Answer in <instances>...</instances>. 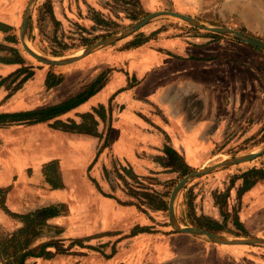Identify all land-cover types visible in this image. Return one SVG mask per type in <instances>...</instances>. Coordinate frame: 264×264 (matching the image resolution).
Wrapping results in <instances>:
<instances>
[{
  "label": "crops",
  "instance_id": "obj_1",
  "mask_svg": "<svg viewBox=\"0 0 264 264\" xmlns=\"http://www.w3.org/2000/svg\"><path fill=\"white\" fill-rule=\"evenodd\" d=\"M28 2L0 0V25L8 28V31L0 28V59H14L13 51H16L25 60V51L20 49V25ZM203 2L169 0V5L176 12L192 15V11L201 9ZM226 43L184 44L185 47L167 52L154 49L147 52L134 51L125 70L128 74H123L121 78L114 72L107 82H102L95 95L70 112H76V118L71 119L76 122H81V115L85 113L93 114L99 123L98 135L64 132L50 126L56 134L67 136L64 144L65 158L57 159L63 186L54 188L48 182L47 172L42 171L46 167L41 166L43 181L37 182L39 184L34 182V189L29 190L30 197L24 196L25 191L17 189H9L6 193L5 183L0 185V191L5 193L7 209L11 213L26 214L41 206L63 203L67 210L61 218L79 221L82 225L80 236L87 237L84 239L91 241L96 237H112L125 230L126 220L132 213L114 195L108 180L101 183L102 170L110 173L115 170V164L120 162L124 168L141 176L149 171L162 170L163 158L171 156L183 158L186 168L199 170L209 167L213 160L211 157L223 151L220 146L229 130V117L226 115L230 109L244 105V90L234 91L231 86L229 88L231 83L236 87L235 71L241 70L232 69L230 77L228 52L218 51L227 47ZM22 68L25 71L20 73ZM27 73H32V76L21 83ZM49 73L50 69L30 71L25 64L0 62V81L6 79V84L11 76L22 77L14 91L7 90L5 84L0 88V115L36 111L68 99L66 93L56 103L42 104L43 107L36 105L40 89L47 90L49 93L44 91L45 95L51 100L52 92L57 87L68 84L69 77H63L59 86L48 89L46 79ZM133 78L136 82H132ZM88 87L84 86L76 94L84 92ZM64 116L61 119L64 120ZM254 168L264 170V166L246 167L239 177ZM73 169L81 172L79 180L73 174ZM239 177L231 197L234 194L238 196L237 203L241 207L237 208L233 224L237 220L247 234L238 231L236 236L264 239V179L239 196L238 191L243 184ZM36 187H41L44 192L38 191ZM57 191H61L59 197L53 195ZM231 197L228 198V205L235 201H231ZM0 210V223L3 226L5 221L12 220L13 231L20 228L21 224L15 223L16 220L1 206ZM203 216L217 218L208 213ZM59 218L50 219L49 224H56L54 220ZM156 238L152 244L115 247L118 252L113 256L110 254L107 263L95 258L92 262L78 260L76 264H264V248L259 246L220 245L175 231ZM139 246L147 252L140 260L128 259L127 255L120 257L122 251L130 253ZM77 247L81 248L82 245ZM51 250L54 252V249ZM71 252L68 251L66 255L74 254ZM75 255L81 256L79 253Z\"/></svg>",
  "mask_w": 264,
  "mask_h": 264
},
{
  "label": "rangeland",
  "instance_id": "obj_2",
  "mask_svg": "<svg viewBox=\"0 0 264 264\" xmlns=\"http://www.w3.org/2000/svg\"><path fill=\"white\" fill-rule=\"evenodd\" d=\"M203 1L201 9L192 11L193 14L188 16L222 25L264 41V0ZM186 2L189 3V1ZM165 10L174 11L172 5H169V0H37L28 24L27 42L32 50L42 56L70 57L127 30L149 14ZM137 40H145V43L133 46ZM199 41L202 45L215 44L220 41L227 42L228 46L218 51L228 52L229 76L233 74L232 69L241 70L235 71L237 83L234 85L237 84L236 87L234 88L231 83L229 88L232 87L234 91L244 90L245 93L244 105L230 109L226 115L229 117V130L220 146L223 151L211 157L213 160L209 165L220 161L228 154L234 156L258 151L264 147V52L257 48L230 37L200 30L176 18L160 17L129 37L94 52L78 63L67 66L45 65L27 55L21 43L20 49L24 52L25 66L30 71L50 69V73L57 76L65 79L69 77L68 84L57 87L58 89L52 92L51 100L45 95V92H49L40 89L36 104L40 107L42 104L60 101L66 93L68 98L73 97L84 86L90 85L99 77H102L103 82H107L111 75L117 72V76L122 78L123 74H128L125 70L128 68V59L132 57L130 55H134V51L147 52L153 49L161 52L176 51L184 44L192 46L200 43ZM19 79L21 80L22 77L11 76L5 84L7 90L14 91ZM134 81L136 82L135 78L132 82ZM116 82L119 83V80ZM10 109H15V107H10ZM75 118L76 112L64 116V120ZM66 139L67 136L56 134L49 123L36 125L25 123L0 127V185L5 183L6 193L9 189H17L25 191L24 196L30 197L29 190L34 189V182L42 183L43 181L40 174L41 166L46 167L42 171L47 172L48 182L54 188L62 187L63 180L60 177L58 161L65 158ZM163 160L162 170L149 171L141 176L135 173L136 178L131 177L128 168H124L120 162L115 164V170L110 173L102 170L101 183H106L108 180L114 195L119 197L121 204L125 203L126 210L132 213L131 217L126 220V228L123 232H117L118 234L112 237H96L79 244L76 242L78 239L83 240L87 237L80 236L79 230L82 225L79 221L74 218H61L66 213L67 209H65L64 213L58 216L60 218L54 220L56 224H49V219L47 227L34 229L31 236V248L39 247L43 243L54 242L57 243L58 249L69 248V251L74 254L56 253V249L51 248L54 249V257L45 260L24 256L25 264H76L78 260L92 262L95 258L102 263H107L109 255L113 256L118 252L115 247L152 244L157 240L156 237L160 238L161 234L174 232L169 224L168 208L158 211L145 206L140 207L143 200L134 198L131 193V191L140 195L145 191L155 193L158 196H164L169 203L174 187L194 169H185L186 164L183 158L171 156ZM251 166H264V155L252 162L232 166V168L192 181L178 198L176 204L178 223L182 226H196L195 218L208 213L224 224L225 229L218 233L237 235L240 230L233 224V217L236 216L237 208H240L241 204L237 203L238 196L234 194L231 197L235 186V184L232 186V181L236 183L242 171ZM184 170L186 173L183 172ZM72 172L79 180L81 172L77 169H73ZM35 189L44 192L41 187ZM53 195L59 197L61 191L54 192ZM230 197L231 201L232 199L235 201L228 205ZM42 207L44 206L37 209ZM12 219L15 218L12 217ZM15 220V223L19 222L21 226L14 231L12 220L5 221L4 226L0 223V264H4V257L7 258L3 256L4 243L9 246L10 237L25 227L24 222ZM21 239L24 240L25 237ZM80 245H82L81 248L77 247ZM9 252H12L11 248L7 253ZM146 253L139 246L130 253L122 251L120 257L124 258L127 255L128 259L140 260ZM9 261L15 263V259L10 258Z\"/></svg>",
  "mask_w": 264,
  "mask_h": 264
},
{
  "label": "trees",
  "instance_id": "obj_3",
  "mask_svg": "<svg viewBox=\"0 0 264 264\" xmlns=\"http://www.w3.org/2000/svg\"><path fill=\"white\" fill-rule=\"evenodd\" d=\"M0 28L8 31V28L2 25H0ZM144 43L145 40L144 41L137 40L133 46H140ZM13 52L15 53L14 59L4 58V59H0V62L5 64L16 63V64L24 65L25 60L21 56H19L16 51ZM24 71L25 69L22 68L19 72L23 73ZM31 76L32 73H27V75L21 80V83L25 82ZM5 80L6 79L0 81V88L4 86ZM62 82H63V77L57 76L54 73H49L46 79V87L48 89L55 88L59 86ZM102 82H103L102 77L101 78L99 77L94 82H92L84 92L76 94L73 97L68 98L63 102L53 106L42 108L36 111L21 112L15 114H2L0 115V127H5L12 124L18 125L24 123L30 125L49 123L53 129L59 131L98 135L97 129L99 123L98 121H96L95 117L91 113H85L81 115L82 118L81 122H76L75 120H70V119L63 120L61 119V117L75 110L78 106L85 103L88 100V98L95 95L96 92H98ZM124 170L127 171V169ZM128 172L131 174V177L136 178L135 177L136 174L131 169H128ZM183 172L186 173V170H184ZM239 179L243 181V184L238 191V195L241 196L246 191L253 188L258 181L264 179V170H258L255 168L251 169L246 173H244L241 177H239ZM234 184L235 182L232 181V186ZM131 193L134 198L143 200V203L140 204V207L145 206L148 209H154L158 211L167 210L168 208V202L164 199L165 198L164 196L161 197L160 195L158 196L155 193H148L147 191H145V193H142L141 195L139 193H136L135 191H131ZM0 197H1L0 199L1 208L11 217L25 223V227L21 228L10 237V240H8L10 242L9 246H6L4 243L5 247L3 251V256L5 255L7 257V258L4 257L5 259L4 264H13L9 261L10 258L15 259L14 264H20L24 256L50 259L54 257L53 252L49 250L50 248H55L57 251L56 253H67L69 251V248L63 250L58 249L57 243L54 242L43 243L39 247L31 248V243H32L31 236L33 234L34 229L47 227L48 226L47 221L49 219L62 215L64 213V210L66 209L63 204H56V205L42 207L28 214L20 215V214L11 213L7 209L5 203V193L3 194V191H0ZM195 222L197 224L196 225L197 227L211 232H220L223 231V229H225L223 223H221L216 219L206 216L196 217ZM234 224L238 230L243 232L244 235L247 234L246 230L237 220H235ZM22 237H25V239L22 240L21 239ZM84 240H88V239H83V240L78 239L76 242L82 244ZM8 241L6 243H8ZM9 248L12 249V252H9L8 254L7 252Z\"/></svg>",
  "mask_w": 264,
  "mask_h": 264
},
{
  "label": "water",
  "instance_id": "obj_4",
  "mask_svg": "<svg viewBox=\"0 0 264 264\" xmlns=\"http://www.w3.org/2000/svg\"><path fill=\"white\" fill-rule=\"evenodd\" d=\"M37 0H29L27 7L25 9L22 22L20 25V42L22 45L23 50L35 60L49 66H67L74 63H78L87 57H89L94 52L107 47L111 46L114 43L129 37L130 35L134 34L138 30H140L145 25L151 23L152 21L160 18V17H172L176 18L180 22L190 25L192 27L198 28L203 31L211 32L214 34L223 35L226 37H230L235 39L241 43L247 44L254 48L259 49L260 51L264 52V41L262 39L241 33L239 31L233 30L231 28L218 25L215 23H211L208 21H204L192 16H188L176 11H158L152 14H149L147 17L141 19L132 27L128 28L127 30L116 34L110 38L105 39L104 41L92 45L86 49H83L72 55L70 57H62V58H50L42 56L41 54L35 52L30 48L27 42V29L28 24L30 21V17L32 14L33 7ZM264 155V147L259 149L256 152L241 154V155H234L224 158L222 161H219L215 164L210 165L209 167L202 168L199 170H194L190 174L183 177L177 185L174 187L169 203H168V218L170 227L175 231L183 234L192 235L194 237L215 243L220 245H251V246H259L264 248V239L255 238V237H246V236H231L220 234L217 232H211L208 230L201 229L196 226H182L178 223L176 218V204L181 192L188 186L192 181L206 176L213 174L215 172L230 168L232 166L249 163L255 159ZM21 264H25V259L22 260Z\"/></svg>",
  "mask_w": 264,
  "mask_h": 264
}]
</instances>
